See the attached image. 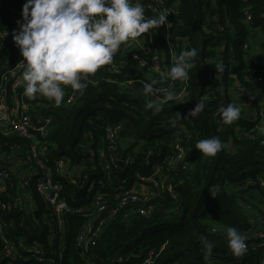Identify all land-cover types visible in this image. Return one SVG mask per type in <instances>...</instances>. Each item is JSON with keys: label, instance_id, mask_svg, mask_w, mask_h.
<instances>
[{"label": "trees", "instance_id": "16d2710c", "mask_svg": "<svg viewBox=\"0 0 264 264\" xmlns=\"http://www.w3.org/2000/svg\"><path fill=\"white\" fill-rule=\"evenodd\" d=\"M164 1L177 7L179 18L169 33L161 27V37L148 43L152 55L160 49H170L166 44L167 35L179 54L190 48L198 50L196 68L189 73L187 92L181 99L163 103L162 111L153 115L151 110H145V102L154 98L143 94V84L138 79L146 78L138 69H123L121 74L99 69L89 76L87 88L79 90L71 103H67L71 87L66 86L59 106L43 96L26 98L29 113L35 122L39 118L52 119L47 135L52 161L62 158L90 179L102 175L99 168L102 160L98 155L107 146L106 129L121 127L118 154L122 159L130 155L133 161L119 164L112 172L113 185L106 183L104 187L103 191L111 198L108 212L115 215L107 220L92 249L95 264H112L110 260L118 257L123 258L122 264H146L148 260L150 264H260L264 248L253 250L254 242L247 238L246 252L235 256L228 248L226 229L235 227L247 236L264 224V185H261L264 183V123L253 115L254 111L264 109V81L258 82V78L264 77V56H252L249 52L252 33L259 28L264 31V0ZM20 12V0H0V33L9 31ZM245 12L252 17L250 23L245 22ZM210 14L220 18L222 31L213 21H208ZM258 47L264 49V40ZM131 55L132 52L128 58ZM22 59L12 35L7 34L0 49V85L3 75ZM231 61L232 72L239 76L245 89L243 98L232 89L228 78ZM217 63L224 65L222 73L227 77L223 82L216 77ZM126 81L134 82L123 85ZM181 83L177 81L175 89ZM7 92L11 104L14 95L10 84ZM202 96L206 98L202 113L189 120L177 117L180 114L183 119ZM229 103L237 104L241 114L231 125H224L218 109ZM211 137H218L224 147L215 156L205 157L195 145ZM176 143H181L185 150L181 166L172 164ZM16 146L25 152L29 142L0 133L3 169H9L8 159ZM89 149L95 154L93 162H90ZM155 166L160 168L155 178L166 186L171 185L172 194L140 181L141 177L152 176ZM75 178L78 186L64 182L68 201L73 207L86 208L91 196L83 175L75 174ZM121 182L128 186L140 184V200L119 208L114 189ZM212 185L220 186L215 198L208 190ZM9 193L14 191L9 189ZM5 200L8 196L0 193V201ZM32 206L35 217L21 208L8 213V220L15 223L8 236L38 241L47 252L51 251L46 222L50 212L35 191ZM141 208L148 210V214H139L137 211ZM108 212L103 214L105 218ZM67 221L69 232L62 264H86L88 256L77 246L86 220L77 215L68 216ZM22 222L24 228L20 227ZM201 236L214 244L207 259Z\"/></svg>", "mask_w": 264, "mask_h": 264}, {"label": "built area", "instance_id": "2783aa9c", "mask_svg": "<svg viewBox=\"0 0 264 264\" xmlns=\"http://www.w3.org/2000/svg\"><path fill=\"white\" fill-rule=\"evenodd\" d=\"M20 2L21 12L15 16L11 28L9 31L0 33V49L6 33L12 35L14 30H18L17 22L22 20V6L26 0H20ZM141 3L144 5L146 17H153L161 13L168 15L167 19L171 24L167 27L162 26L167 33L178 21L179 11L177 7L168 5L164 0H141ZM214 8L217 10L216 6ZM245 17L246 23L252 21L250 13L245 12ZM219 20L220 18L217 15H212L208 19L209 22L213 21L215 23L217 29L222 31L224 27L220 24ZM229 27L233 30L232 26ZM257 30L261 31L263 41L264 31L261 28ZM159 33L160 29H150L148 32L142 34L141 37L122 44L114 55L112 63L102 66L100 69H108L113 74H121L123 69H138L140 75L146 78L138 79L143 85L144 83L157 81L155 88L158 91L152 97L157 99V102L162 101L168 90L174 92L176 97L174 100H179L187 92L188 80L182 81L181 85L175 89L177 87L176 82H170L164 77V73L172 66L174 58L179 55L178 49L170 43L168 35L166 36V44L170 46L169 50L165 48L164 50L160 49L152 55L148 48L149 42L161 37ZM130 52H132V55L128 58ZM249 52L252 55V51L250 50ZM257 55H260V57L264 56V49L258 50ZM22 61L23 59L11 67L7 74L3 75V83L0 85V133L4 136L15 135L29 142L27 151L22 152L21 163L24 171L21 174H16L10 169H3L0 166V193L8 196V200L0 201V264H62L67 249L66 238L69 232L67 218L68 216L77 215L86 220L77 238V246L81 249L83 255L88 256L85 261L86 264H95V255L92 249L97 245V241L107 220L115 215L114 212H108L110 206L109 200L111 198L110 195L103 191L104 187L106 183L108 186L113 185L112 172L119 164H129L133 160L130 155L125 159L120 158L118 154V137L121 127L116 126L108 127L105 131L107 146L98 155L102 160L99 167L102 171L101 177L90 179L88 174H83L82 170L70 167L68 162L62 158L52 161L47 141L48 128L52 119L39 118L36 122L32 119L26 98L40 99L42 97L37 95L36 98H30L24 94V89L20 93V89L24 88L22 81L24 64ZM232 65L233 62L231 61L229 63L228 78L232 81V89L243 98L245 89L242 87L239 76L232 72ZM216 77L223 82L227 76L219 71ZM160 81L162 85L159 84ZM263 81V76L258 78L259 83H263ZM133 82L126 81L123 85ZM9 84L14 95L11 104L8 103L7 86ZM66 87L69 89L70 86ZM224 89L225 87L223 86V91ZM78 91L72 88L71 91L69 90L70 96L67 98V103H71L74 100V95ZM253 115L258 117L261 123H264V109L260 108L259 111H254ZM175 149L176 156L172 160V164L181 166L185 157L184 147L181 143H176ZM20 150H22L21 147L19 152ZM89 154L91 156L90 162H93L95 154L92 149H89ZM152 155L153 153L150 152L149 156ZM183 169H186L185 165ZM79 171H81L80 175H78ZM159 171L160 168L155 166L153 175L148 178L141 177L140 181L142 183H152L155 188L172 194L171 185L166 186L165 183H160L155 178L159 174ZM75 174L76 176L83 175L87 193L91 196V202L86 208L73 207L69 203L65 192L64 182L78 186ZM261 185H264V183H261ZM140 186V184L128 186L126 182L119 183L114 189L116 192L115 199L119 202V208L125 207L130 202L140 200V194H142ZM9 189L13 190L14 193H9ZM33 191L37 193L50 212L46 221L49 228L48 247L51 249L48 252L38 241L28 242L25 238H12L8 236L9 230L15 225L13 220H8V213H11L13 209L21 208L24 209L26 214L33 216L32 214L35 212L34 206H32ZM105 212H108L107 218L103 216ZM137 212L141 215L148 214V210L144 208H141ZM20 225L21 228L25 227L23 222ZM247 238L254 242L252 244L253 250L264 248V224L259 229L257 228L256 231L247 234ZM110 262L112 264H122L124 260L122 257H118L111 259ZM150 263L149 260L146 262V264ZM260 264H264V258Z\"/></svg>", "mask_w": 264, "mask_h": 264}, {"label": "clouds", "instance_id": "9594fccd", "mask_svg": "<svg viewBox=\"0 0 264 264\" xmlns=\"http://www.w3.org/2000/svg\"><path fill=\"white\" fill-rule=\"evenodd\" d=\"M21 15L12 38L23 57L24 94L30 98L43 96L57 106L64 98V86L74 90L87 88L89 76L111 64L122 44L141 37L150 29L171 24L164 13L146 17L141 0H26ZM197 56L196 48L181 51L164 77L170 82L188 80L190 71L196 68ZM214 69L224 71L223 63H217ZM156 83H144L146 97L156 95ZM175 98L174 92L168 90L161 102L147 99L145 110L155 115L162 111L163 103ZM205 99L202 96L183 119L180 114H176L177 117L181 120L196 117L204 111ZM218 113L224 125H231L239 119L241 108L229 103L222 105ZM223 147L218 137L201 139L195 145L205 157L215 156ZM208 190L215 198L220 186L212 185ZM226 237L233 255L241 256L246 252L247 236L237 228L227 227ZM200 241L207 259L214 244L203 236Z\"/></svg>", "mask_w": 264, "mask_h": 264}, {"label": "crops", "instance_id": "0c3cea01", "mask_svg": "<svg viewBox=\"0 0 264 264\" xmlns=\"http://www.w3.org/2000/svg\"><path fill=\"white\" fill-rule=\"evenodd\" d=\"M19 149H20L19 146H16L15 148H13V152L11 153V156H9V159H8L9 169L16 174H21V172L24 171L22 168L23 166H22L21 158H20L22 150H20L19 152Z\"/></svg>", "mask_w": 264, "mask_h": 264}, {"label": "rangeland", "instance_id": "374dc122", "mask_svg": "<svg viewBox=\"0 0 264 264\" xmlns=\"http://www.w3.org/2000/svg\"><path fill=\"white\" fill-rule=\"evenodd\" d=\"M252 37H251V42L249 43V46H252V54L253 56L257 55V52L259 49V45L260 42L262 41L263 37H262V33L260 30H256L255 32L252 33ZM219 49H216L215 52L219 53Z\"/></svg>", "mask_w": 264, "mask_h": 264}, {"label": "water", "instance_id": "95a60500", "mask_svg": "<svg viewBox=\"0 0 264 264\" xmlns=\"http://www.w3.org/2000/svg\"><path fill=\"white\" fill-rule=\"evenodd\" d=\"M80 172H81V171L78 172V175H80Z\"/></svg>", "mask_w": 264, "mask_h": 264}]
</instances>
